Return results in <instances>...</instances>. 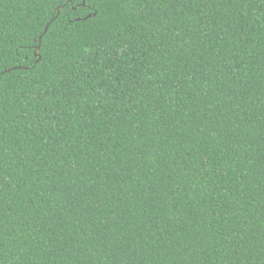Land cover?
Here are the masks:
<instances>
[{"label":"trees","instance_id":"obj_1","mask_svg":"<svg viewBox=\"0 0 264 264\" xmlns=\"http://www.w3.org/2000/svg\"><path fill=\"white\" fill-rule=\"evenodd\" d=\"M0 264H264V0H0Z\"/></svg>","mask_w":264,"mask_h":264},{"label":"water","instance_id":"obj_2","mask_svg":"<svg viewBox=\"0 0 264 264\" xmlns=\"http://www.w3.org/2000/svg\"><path fill=\"white\" fill-rule=\"evenodd\" d=\"M83 6H85V2H83ZM57 14H58V16H59V14H60V9H57ZM49 28H50V24L47 25V27H46L44 33L41 35V37H40V39H39V47H38V50H37V54H38V52H39L40 49H41V44H42L43 37H44V35L48 32ZM39 61H40V57H39V59H38V62H39Z\"/></svg>","mask_w":264,"mask_h":264}]
</instances>
